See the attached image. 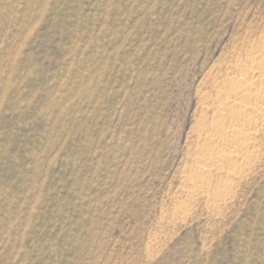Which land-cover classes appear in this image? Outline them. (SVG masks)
Segmentation results:
<instances>
[{
    "label": "rangeland",
    "instance_id": "obj_1",
    "mask_svg": "<svg viewBox=\"0 0 264 264\" xmlns=\"http://www.w3.org/2000/svg\"><path fill=\"white\" fill-rule=\"evenodd\" d=\"M263 29L264 0H0V264H264V152L221 210L177 175L205 70Z\"/></svg>",
    "mask_w": 264,
    "mask_h": 264
},
{
    "label": "bare ground",
    "instance_id": "obj_2",
    "mask_svg": "<svg viewBox=\"0 0 264 264\" xmlns=\"http://www.w3.org/2000/svg\"><path fill=\"white\" fill-rule=\"evenodd\" d=\"M196 93L190 134L195 144L177 175L188 197L206 196L217 210L233 198L235 184L254 172L264 152V29L246 33L207 68ZM187 210L184 206L176 215Z\"/></svg>",
    "mask_w": 264,
    "mask_h": 264
}]
</instances>
